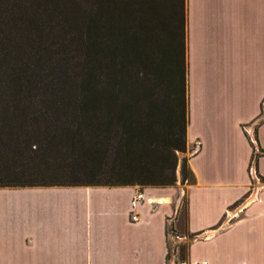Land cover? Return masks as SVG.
Masks as SVG:
<instances>
[{
    "label": "trees",
    "instance_id": "trees-1",
    "mask_svg": "<svg viewBox=\"0 0 264 264\" xmlns=\"http://www.w3.org/2000/svg\"><path fill=\"white\" fill-rule=\"evenodd\" d=\"M184 2L0 0V189L174 185Z\"/></svg>",
    "mask_w": 264,
    "mask_h": 264
},
{
    "label": "crops",
    "instance_id": "crops-1",
    "mask_svg": "<svg viewBox=\"0 0 264 264\" xmlns=\"http://www.w3.org/2000/svg\"><path fill=\"white\" fill-rule=\"evenodd\" d=\"M184 13L193 184L1 188L0 264H166L184 193L180 264H264V155L249 164L264 151V0H185Z\"/></svg>",
    "mask_w": 264,
    "mask_h": 264
},
{
    "label": "rangeland",
    "instance_id": "rangeland-1",
    "mask_svg": "<svg viewBox=\"0 0 264 264\" xmlns=\"http://www.w3.org/2000/svg\"><path fill=\"white\" fill-rule=\"evenodd\" d=\"M186 78V77H185ZM186 80V79H185ZM186 83V82H185ZM186 98H187V92H186ZM264 120V98L262 99V102L260 104V113L258 115V122ZM264 124V123H262ZM260 124V125H262ZM259 125V126H260ZM252 147V150H254L253 145L250 144ZM192 154L191 148L188 147L187 143L185 145V150L184 152H177L176 153V167H175V183L172 186L168 187H162L161 189H166V188H183L185 190V186L188 185L186 183L181 182V167L183 161L185 162V167L187 170L190 171L189 166H188V160ZM264 153L262 151L258 150L256 153L251 155L250 162L249 164L251 167H253L255 163V159L261 156H263ZM256 177V178H255ZM251 183L252 185L250 186L252 190L253 184H259L261 182V177L259 176L258 172H255L253 176L251 177ZM252 192V191H250ZM236 208V207H235ZM233 208L231 212L235 209ZM186 211V197L185 193L181 196V201L180 205L178 208V214L171 220L169 228L167 227V234H168V240H167V245H168V258L166 261V264H180L178 260V247L181 245H185L187 247V244L192 240V238H188L187 236L185 237L184 234L187 233L185 230V221H184V212ZM185 237V238H184ZM178 238H184L179 240Z\"/></svg>",
    "mask_w": 264,
    "mask_h": 264
},
{
    "label": "built area",
    "instance_id": "built-area-1",
    "mask_svg": "<svg viewBox=\"0 0 264 264\" xmlns=\"http://www.w3.org/2000/svg\"><path fill=\"white\" fill-rule=\"evenodd\" d=\"M250 171H251V177L253 176V174H255V171L250 168ZM256 178V177H255ZM143 200V195L141 192H136L130 202V207H131V212H130V219L132 221H136L137 219V215L136 213L134 212V209L135 207L140 203L142 202Z\"/></svg>",
    "mask_w": 264,
    "mask_h": 264
}]
</instances>
